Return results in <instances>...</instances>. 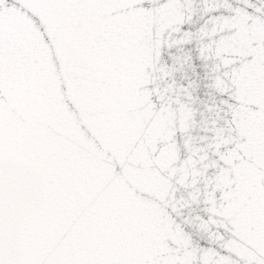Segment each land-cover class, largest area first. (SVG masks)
Instances as JSON below:
<instances>
[{"label":"snow or ice","instance_id":"6c2138e0","mask_svg":"<svg viewBox=\"0 0 264 264\" xmlns=\"http://www.w3.org/2000/svg\"><path fill=\"white\" fill-rule=\"evenodd\" d=\"M0 264H264V0H0Z\"/></svg>","mask_w":264,"mask_h":264}]
</instances>
